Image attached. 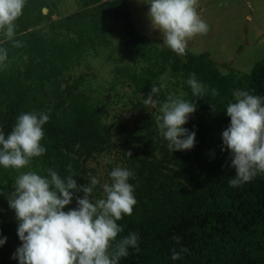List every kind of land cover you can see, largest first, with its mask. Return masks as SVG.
<instances>
[{"label": "trees", "instance_id": "16d2710c", "mask_svg": "<svg viewBox=\"0 0 264 264\" xmlns=\"http://www.w3.org/2000/svg\"><path fill=\"white\" fill-rule=\"evenodd\" d=\"M78 3L80 12L49 22L47 0H26L13 40L0 34V47L8 51L0 67V130L7 135L21 113L47 111L50 116L41 141L46 152L26 168L42 175L51 168L63 177L71 165L78 186L93 176L101 184L109 181L108 173L117 165L134 173L129 182L137 203L132 215L118 221L124 231L117 240L136 232L139 250L129 249L120 264H264V174L230 187L235 169L230 152L222 150V132L230 124L224 110L234 92L264 96V58L241 75L207 53L187 48L180 56L162 40L139 34L126 0ZM114 36L142 66L114 69L135 101L129 111L109 119L101 101L69 75L88 55L110 49ZM193 73L205 86L202 96L193 95L187 84ZM153 86L160 89L155 108L144 103ZM212 89L218 94L213 96ZM169 97L196 105L183 126L195 132L190 150L171 152L159 135L155 118ZM101 157L107 159L104 179ZM15 171L0 168V192L5 193L0 195V237L7 238L0 247V264H18L12 258L21 245L18 222L6 198L14 191ZM101 196L98 185L93 197ZM75 197L64 211L76 207ZM174 236L181 238L180 245ZM181 246L188 251L171 261L170 250Z\"/></svg>", "mask_w": 264, "mask_h": 264}, {"label": "clouds", "instance_id": "9594fccd", "mask_svg": "<svg viewBox=\"0 0 264 264\" xmlns=\"http://www.w3.org/2000/svg\"><path fill=\"white\" fill-rule=\"evenodd\" d=\"M25 4L26 0H0V34L7 40L15 37L16 21ZM147 4L152 27L162 34L164 45L177 55H185L192 37L209 30L198 13V0H148ZM14 46L22 47V42L14 41ZM7 59V49L0 47V67ZM187 84L193 95L205 94V86L194 73ZM159 91L158 87H151L144 103L155 108ZM211 94L218 93L212 89ZM195 111V103L179 97H169L160 104L156 127L171 152L194 146L195 132L183 126ZM224 112L230 124L222 132V150L227 149L231 154L230 166L235 169V176L228 183L235 188L264 174V96L237 90ZM49 119L47 111L21 113L7 135L0 130V168L18 172L14 191L6 197L15 213L21 242L12 258L18 264H120L129 256V249L139 250L140 238L136 232L117 240L124 231L118 221L132 215L137 203L135 186L129 182L134 173L117 165L108 173V182L101 184L93 176L87 185L78 186L71 165L67 166L69 174L63 177L51 168L46 175L20 171L30 165L32 158L45 154L41 141L45 135L43 126ZM98 185L102 196L97 199L93 192ZM76 193H83V197H75ZM74 197L76 207L64 211ZM6 239L0 237V247ZM173 240L181 244L179 236ZM187 251L182 246L171 249V261L181 260Z\"/></svg>", "mask_w": 264, "mask_h": 264}, {"label": "rangeland", "instance_id": "374dc122", "mask_svg": "<svg viewBox=\"0 0 264 264\" xmlns=\"http://www.w3.org/2000/svg\"><path fill=\"white\" fill-rule=\"evenodd\" d=\"M79 0H47L49 22L80 12ZM136 31L148 38L162 40L148 17V0H126ZM48 13L43 10V15ZM198 13L208 24L205 34L188 41L194 54L207 53L217 64H227L241 75L248 74L264 58V0H198ZM122 60V64L120 62ZM142 63L129 55L117 37L110 49L88 55L69 75L90 97L101 101L109 119L130 110L135 101L127 83L114 73L115 68L138 69ZM226 73L227 69H221ZM71 83V82H70ZM99 172L106 177V159L101 157ZM30 168L21 169L28 171ZM18 175L15 171L14 181ZM104 182H108L106 179Z\"/></svg>", "mask_w": 264, "mask_h": 264}]
</instances>
